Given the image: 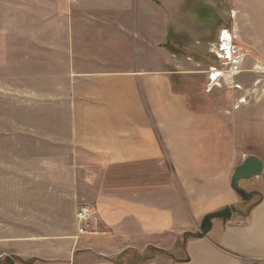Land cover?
<instances>
[{
	"label": "rangeland",
	"instance_id": "374dc122",
	"mask_svg": "<svg viewBox=\"0 0 264 264\" xmlns=\"http://www.w3.org/2000/svg\"><path fill=\"white\" fill-rule=\"evenodd\" d=\"M32 1L0 0V264H9L7 258L11 264H194L190 236L129 244L96 259L86 252L88 237L101 230L95 220L86 227L97 233L71 238L64 252L68 237L77 235L65 198L72 74L114 68L160 73L140 91L151 106L153 136L170 145L184 140L194 154L175 159L183 163L178 168L167 157L165 165L197 186L200 208L230 206L225 223L238 224L264 190V169L239 181L255 192L250 201L230 188L231 173L246 156L264 163V0H96L105 10L91 15L103 23L110 17L112 24L99 22L101 30L87 24L91 15L75 12L77 0ZM124 5L132 10H117ZM213 221L215 232L225 224ZM232 259L264 264L252 255ZM194 262L234 264L224 256Z\"/></svg>",
	"mask_w": 264,
	"mask_h": 264
},
{
	"label": "crops",
	"instance_id": "0c3cea01",
	"mask_svg": "<svg viewBox=\"0 0 264 264\" xmlns=\"http://www.w3.org/2000/svg\"><path fill=\"white\" fill-rule=\"evenodd\" d=\"M77 2V14L101 15L105 10L96 0ZM32 4L40 6L39 0H33ZM121 9L125 13L130 7H117V10ZM88 17L91 19L87 24H91L93 30H101L100 23H110V17L104 23L92 15ZM116 24L129 30L123 22ZM108 27L112 28V24ZM109 51L110 54L111 49ZM70 68L71 71L75 69L72 60ZM154 74L147 68L141 71L80 69L72 74L74 96L70 103L68 140L72 161L65 198L71 207L75 227L77 207L87 204L93 208V224L97 221L96 227L101 230L96 237H88L90 247L86 252L97 254L96 259L104 260V256L117 254L129 244L142 247L181 237L185 230L199 227L202 217L210 212L200 208L197 186L185 180L184 174L179 180V176L165 165L166 157L178 168L183 163L175 159L194 156L184 140L171 139L170 145L168 139L161 143L159 136H153L151 106L143 101L140 91L150 88L152 77L160 76V73ZM207 193L209 197L210 192ZM261 195V201L243 221L222 224L216 232L213 221L209 232L213 234L212 239L204 236L188 240L190 261L195 264L196 259L206 263L210 257L224 256L239 264L232 258L250 255L264 258V190ZM83 237H68L64 252H69L73 240L77 242Z\"/></svg>",
	"mask_w": 264,
	"mask_h": 264
},
{
	"label": "water",
	"instance_id": "95a60500",
	"mask_svg": "<svg viewBox=\"0 0 264 264\" xmlns=\"http://www.w3.org/2000/svg\"><path fill=\"white\" fill-rule=\"evenodd\" d=\"M264 169L263 161L255 155L246 156L241 163L236 165L230 176V188L241 198L242 201H250L255 194L254 191H246L239 186L240 180H247L255 176H260ZM232 209L230 206H225L219 210L206 213L199 224L197 231H186L182 234V240H185L187 236L193 238H203L212 229V222L215 219L221 220L223 223L231 218ZM8 263L11 264V260L7 258Z\"/></svg>",
	"mask_w": 264,
	"mask_h": 264
},
{
	"label": "built area",
	"instance_id": "2783aa9c",
	"mask_svg": "<svg viewBox=\"0 0 264 264\" xmlns=\"http://www.w3.org/2000/svg\"><path fill=\"white\" fill-rule=\"evenodd\" d=\"M77 223V236L94 235L97 232L92 230L91 227L87 228L95 220L94 210L87 204H80L75 213Z\"/></svg>",
	"mask_w": 264,
	"mask_h": 264
},
{
	"label": "trees",
	"instance_id": "16d2710c",
	"mask_svg": "<svg viewBox=\"0 0 264 264\" xmlns=\"http://www.w3.org/2000/svg\"><path fill=\"white\" fill-rule=\"evenodd\" d=\"M152 249L149 250V253H151ZM161 254H168L166 252H162ZM174 255V254H173ZM172 255V258L175 259V260H178V261H184V260H187L186 256L184 257H176L175 255L173 256Z\"/></svg>",
	"mask_w": 264,
	"mask_h": 264
},
{
	"label": "bare ground",
	"instance_id": "6f19581e",
	"mask_svg": "<svg viewBox=\"0 0 264 264\" xmlns=\"http://www.w3.org/2000/svg\"><path fill=\"white\" fill-rule=\"evenodd\" d=\"M215 77V76H214ZM240 186V185H239ZM251 200V199H250Z\"/></svg>",
	"mask_w": 264,
	"mask_h": 264
}]
</instances>
